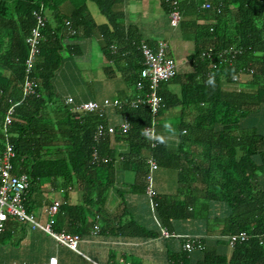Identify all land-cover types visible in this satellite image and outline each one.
Returning a JSON list of instances; mask_svg holds the SVG:
<instances>
[{
    "label": "trees",
    "instance_id": "obj_1",
    "mask_svg": "<svg viewBox=\"0 0 264 264\" xmlns=\"http://www.w3.org/2000/svg\"><path fill=\"white\" fill-rule=\"evenodd\" d=\"M64 0H0V149L5 137L2 124L12 103L13 121L9 128L13 144L14 171L30 176L27 196L28 210L35 208L33 194L40 191L44 180L54 187L68 189L78 186L84 192L81 203L69 201L68 194L61 202L53 227L61 231L68 221V230L88 232L90 217L97 220L104 216L101 202L105 190L113 184L115 164L126 168L139 166L148 171L146 158L153 153L159 165L179 170V187L175 194L161 193L155 197L156 211L162 223L173 229L174 221L198 218L213 203L227 208L218 231L227 236L241 231L254 236L230 246V253H220L210 247L202 237L205 247L193 251L190 256L183 249L180 261L190 262L196 252L203 258L196 264H264V0H210L218 9H204L206 0H178L184 17L180 30L187 39L195 42L194 51L188 55L193 70L177 73L162 82L159 94L162 106L159 112L158 132L172 125L165 121V113L179 107V114H193L191 120L180 117L177 123L178 145L173 148L164 137L152 146V138L145 134L151 122L147 106L124 107L117 110L131 121V130L118 131L117 139L127 142L128 152L116 154L110 148V135L96 142V126L111 123L97 113L77 117L65 104L56 88L54 79L65 62L64 52H72V45L65 43L66 21L87 34L100 31L106 38L104 51L115 62L122 56L133 57L138 74L143 67V40L136 25H126L125 0H93L108 23L99 26L89 16L87 0L74 4L70 14L64 13ZM174 0H161L165 13L172 10ZM44 2L48 20L43 32L45 40L40 44L32 76L39 81V95L22 99V83L25 78V62L29 54L27 37L35 25L33 10ZM148 43V42H147ZM117 45V51L112 50ZM150 44V43H149ZM213 47L216 66L210 77L208 66L212 60L202 58L203 50ZM230 47L241 48L234 58L220 56L219 52ZM134 54V55H133ZM124 56V57H125ZM254 69L246 84L233 85V77L242 69ZM178 83L179 91L171 89ZM242 83V82H241ZM120 96V98H124ZM251 111V125L244 124L243 111ZM110 156V162H94L93 152ZM123 156V159H119ZM107 167L109 180L103 182L98 175L99 167ZM146 190V186L141 188ZM109 219V217H108ZM107 222L100 233L111 232L121 236H155L136 219L118 226ZM16 221L7 222L0 232V242L11 240ZM228 243V240H227ZM174 257V254H170Z\"/></svg>",
    "mask_w": 264,
    "mask_h": 264
},
{
    "label": "crops",
    "instance_id": "obj_2",
    "mask_svg": "<svg viewBox=\"0 0 264 264\" xmlns=\"http://www.w3.org/2000/svg\"><path fill=\"white\" fill-rule=\"evenodd\" d=\"M93 2V0L86 1L88 10L90 11L89 16L99 26L106 25L108 23L107 17L102 15L97 4V7L92 5ZM75 3L79 4L81 0H75ZM139 6L143 10L147 8L148 2L145 0L124 1L123 9L126 15V25H136L141 32L143 40L154 47L159 42L167 40L165 38L166 29L162 26L156 27L153 22L149 21L145 25L140 23V21L138 22L134 14L139 10ZM61 9L64 13L70 14L74 10V4L71 0H64L61 4ZM164 15H166L167 24L171 26L169 15L167 13ZM94 31L85 34L83 33V29H79L78 33L74 36L65 38V43L72 45L73 49L72 52L66 50L68 54L64 56L65 62L54 79L55 88L58 93L61 91L57 88L59 87V78L61 76L69 73L72 74L73 72H77V75L79 74L77 60H87L89 63L92 59L96 62H102L105 58L108 59V54L103 48L106 42L105 36L98 30ZM115 46L117 51V45L115 44ZM169 53L171 54V52ZM124 56H121L117 62L114 59H108V62L112 66L109 71L111 72L109 74L110 81H107V84L110 83L108 88L111 93L103 94L104 97H124L130 95L134 90V80L138 74V71L134 67V56ZM177 62V73L185 74L193 70L188 57L187 60ZM89 64L87 68H84V73L93 82L92 69L96 67L89 66ZM247 80H250V76H243L242 83L240 84L245 85ZM115 81L117 83L122 81L123 84L116 86V89H114L113 83H116ZM85 82L87 83V79ZM63 83L65 85V80ZM178 86L179 84L176 83L171 84L169 87L179 91L181 87ZM100 87L96 88L95 92L102 93L105 91H101L102 85ZM68 95L74 96L77 100L97 99L94 93L81 97L68 92L63 97L65 98ZM179 109L177 107L166 111L165 121L172 123V125L169 124L170 128H165L160 133V136L169 140L170 146L173 148L178 145V135L177 124H174L171 120L172 117L178 115L179 119L180 117H184L186 120H191L193 117L191 112H188L186 116H182L179 114ZM242 117L244 124H252L253 115L251 111H243ZM108 118L111 123L116 124L121 120V114L115 110H110ZM110 148L115 149L117 151L116 154H122L129 150L127 142L117 139L115 135L110 137ZM98 175L103 182H107L109 180L108 168L104 166L99 167ZM112 181L113 184L105 190L101 202L106 215L98 216L96 221L90 217L88 220V232L82 234L79 231H74L75 229L73 228L68 230V221L63 222L65 223V227L62 230L78 233L81 236L79 248L82 253L59 242L53 235L41 228H32L28 224L16 221V225L11 229L13 230L11 240L0 242V264H50L49 259L51 256L58 258V264H196L203 258L201 252H196L191 257L192 260L190 262L183 263L180 261L178 263L179 255L175 253L182 251V244L186 235L202 236L206 240L207 245L217 247L220 253L231 252V248L227 243L228 235L225 237L218 232L223 225L222 220H218V218H223L224 214L227 213V208L224 204L213 203L211 209L207 212L203 211L198 218L174 221L173 229H170L162 223L156 207L152 208L146 190L143 191L141 189L146 186L144 170L141 167L132 165L126 168L122 163L117 162ZM178 181L179 170L177 168L160 165L154 173V185L157 194H175L179 187ZM63 188H56L49 181L44 180L40 186V191L33 194L35 208L32 212L37 215L41 222L47 223L53 220L54 224L57 214L51 217L49 207L54 200L62 202L66 196V192L70 202L81 203L83 201L84 192L82 188L78 186H69L68 189ZM131 219H136L150 231L156 232V235L142 237L114 235L111 232L100 233L101 226L106 222L109 226V223H113L112 226H118ZM160 225L162 227L166 226L169 232H173L179 236H162ZM96 226H98V231L96 230ZM171 253L174 254V257L170 256Z\"/></svg>",
    "mask_w": 264,
    "mask_h": 264
},
{
    "label": "built area",
    "instance_id": "obj_3",
    "mask_svg": "<svg viewBox=\"0 0 264 264\" xmlns=\"http://www.w3.org/2000/svg\"><path fill=\"white\" fill-rule=\"evenodd\" d=\"M204 9H218L216 5L210 0H206L202 3ZM35 16V25L33 26L31 33L27 37L29 45V54L25 62V78L22 83L23 96L22 99L30 95H39V81L32 76L36 60L40 54V44L45 40L46 36L43 32V28L48 20L47 10L44 2H41L38 8L33 10ZM180 8L178 0H174L172 3V10L168 14L170 19V25L173 32L180 28L184 15ZM78 33V30L73 27L71 21H66V27L64 29L65 37H71ZM113 51L116 52V46H112ZM169 40H164L158 43L157 46H152L147 42L141 44V51L143 53V67L136 80L137 92L134 97H104L103 99H88L77 100L74 96L68 95L64 98V102L69 106L70 110L79 118L86 116L90 113H97L103 118L108 117L110 110H119L124 107L136 108L140 105L147 106L151 113V122L146 125L144 131L147 136L152 138V146L158 144V138L160 133L158 132L159 112L162 106V98L159 94L160 85L164 81H168L174 77L178 72V62L169 53ZM241 48L230 47L219 52V55L228 56L234 58ZM215 51L213 47H209L202 51V58H210L211 64L208 66L207 75L210 77L212 68L216 66L214 60ZM230 56V58H229ZM254 69H242L233 77V85L237 86L242 82V78L245 75H251ZM17 103L12 105L7 110L5 118L2 124V131L5 137V143L2 149H0V232L6 230L7 222L10 220L19 221L24 224L30 225L32 228H41L47 233L53 235L59 242L69 246L73 250L82 253L79 248L81 236L78 233H72L65 230L56 231L53 228V220L47 223H43L37 217V215L28 210L27 196L30 188V176L26 172L14 171L13 158L15 151L13 144L10 141L9 128L13 121L14 108ZM131 130V121L126 114L121 116V120L114 123H99L94 132L95 141L100 142L106 135H115L118 131L127 133ZM110 156H101L98 149L95 146L93 152L94 162H110ZM119 159H123V156H119ZM148 164V171L145 175L146 179V193L150 198L152 208L156 207L155 197L157 191L154 185V173L159 168V163L153 153H149L145 159ZM60 200H54L49 207V214L53 217L60 208ZM159 222V221H158ZM160 224V223H159ZM98 231V226H96ZM161 235L164 237L179 236L173 232H169L168 228L160 225ZM13 231V230H12ZM252 234L241 231L239 233L229 234L227 236L228 244L234 246L235 243L243 242L250 239ZM205 247L202 237L199 235H186L184 236L182 249L187 252V256L195 250H200ZM123 261V259H121ZM50 264H58V258L51 256L49 259Z\"/></svg>",
    "mask_w": 264,
    "mask_h": 264
},
{
    "label": "rangeland",
    "instance_id": "obj_4",
    "mask_svg": "<svg viewBox=\"0 0 264 264\" xmlns=\"http://www.w3.org/2000/svg\"><path fill=\"white\" fill-rule=\"evenodd\" d=\"M145 1L148 2L147 8L142 10L140 9L139 6L138 7L139 10H137L136 14H134L136 19H138V22L140 21V23L145 25V23L149 21V22H153L156 27L162 26L163 28H165L166 29L165 38L169 40V44H170V48H169V52H171L170 55H172L179 62L187 60L188 55L194 51L195 48L194 40L185 39L180 28L173 32L172 27L167 24L166 15H164L165 12L160 3L161 0H145ZM92 5L97 7L95 2H93ZM67 54L68 52L65 51L64 56H66ZM108 61L109 60L106 58L102 62L100 61L96 62L95 60L92 59L89 62L91 64H89L87 60L84 61L77 60L79 74L77 75V72L75 71L76 73L73 72L72 74L71 73L65 74L63 75L64 77L61 76V78H59V87L57 88L61 90V91L59 90L60 92L58 93L60 97L63 99L64 98L63 95H66V93L68 92H72L73 94L81 97H86L89 94L92 95L94 93L97 99H103L104 98L103 94L111 93L108 88L110 83L107 84V81L109 80V74L111 73L109 71L111 70L112 66ZM88 64L89 66L92 65L93 67H96L92 69L93 82H91L89 76H86L84 73V68H87ZM86 79H87V83L85 82ZM64 80H65V85L63 83ZM116 83H113L114 89H116L115 88L116 86L123 84L122 81H119L117 84ZM101 85L103 86L101 91L104 90L105 91L102 93L95 92V89L98 87L101 88L100 87ZM171 120L174 122V124H177L179 121V116L178 115L173 116Z\"/></svg>",
    "mask_w": 264,
    "mask_h": 264
},
{
    "label": "clouds",
    "instance_id": "obj_5",
    "mask_svg": "<svg viewBox=\"0 0 264 264\" xmlns=\"http://www.w3.org/2000/svg\"><path fill=\"white\" fill-rule=\"evenodd\" d=\"M166 127H169V126L166 125ZM159 139H161V142H163V138H159Z\"/></svg>",
    "mask_w": 264,
    "mask_h": 264
}]
</instances>
